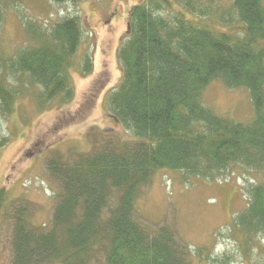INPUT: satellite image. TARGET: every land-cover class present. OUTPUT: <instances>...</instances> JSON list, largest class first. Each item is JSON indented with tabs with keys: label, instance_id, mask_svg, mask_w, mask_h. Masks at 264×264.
<instances>
[{
	"label": "trees",
	"instance_id": "1",
	"mask_svg": "<svg viewBox=\"0 0 264 264\" xmlns=\"http://www.w3.org/2000/svg\"><path fill=\"white\" fill-rule=\"evenodd\" d=\"M19 2L0 0V24ZM24 29L26 44L13 55L0 45V150L27 93L39 111L74 96L69 69L85 35L80 16L48 30L26 21ZM118 55L123 77L108 92L107 107L131 138L49 152L47 174L60 187L48 226L33 224L30 203L9 199L0 187V239L9 237L12 264H194V256L264 264L250 258L264 237V0H145L131 12ZM84 59L89 72L92 57ZM215 81L250 91V122L203 102ZM239 170L253 172L254 181L244 185L246 208L225 224L233 250L217 257L192 250L174 225L137 219L142 190L162 171L220 181Z\"/></svg>",
	"mask_w": 264,
	"mask_h": 264
},
{
	"label": "rangeland",
	"instance_id": "2",
	"mask_svg": "<svg viewBox=\"0 0 264 264\" xmlns=\"http://www.w3.org/2000/svg\"><path fill=\"white\" fill-rule=\"evenodd\" d=\"M144 1L84 0L76 5L21 0L4 11L0 45L10 55L26 44V21L48 30L64 17L78 15L85 29L76 63L69 69L74 96L39 111L31 92L27 93L15 106L7 124L11 139L0 150V187H5L9 199L23 196L30 203L36 226L50 225L60 187L46 170V156L52 149L64 153L69 148L88 151L93 144L110 138H131L128 130L110 115L106 98L123 77L119 48L128 33L134 6ZM86 54L93 61L89 72L82 67ZM202 98L216 113L232 119L248 123L255 116L246 87L233 88L215 81ZM252 178L253 172L242 170L220 181L188 177L181 171H162L142 190L137 219L150 227L162 223L174 225L192 250L205 248L217 257L236 246L233 238L223 234H227L225 224L246 208L249 197L243 189L247 181H254ZM9 244V237L2 234L0 264H12ZM250 258L254 262L264 260V237ZM193 259L194 264H218L198 256ZM98 264H104V260Z\"/></svg>",
	"mask_w": 264,
	"mask_h": 264
}]
</instances>
